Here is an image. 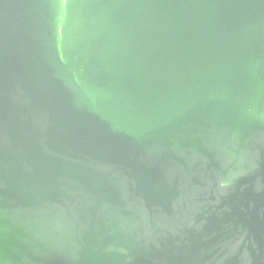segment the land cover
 Returning <instances> with one entry per match:
<instances>
[{"label":"water","instance_id":"water-1","mask_svg":"<svg viewBox=\"0 0 264 264\" xmlns=\"http://www.w3.org/2000/svg\"><path fill=\"white\" fill-rule=\"evenodd\" d=\"M0 264H264V0H0Z\"/></svg>","mask_w":264,"mask_h":264}]
</instances>
